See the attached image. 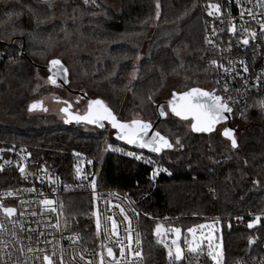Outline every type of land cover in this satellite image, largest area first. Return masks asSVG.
<instances>
[{
    "label": "trees",
    "instance_id": "obj_1",
    "mask_svg": "<svg viewBox=\"0 0 264 264\" xmlns=\"http://www.w3.org/2000/svg\"><path fill=\"white\" fill-rule=\"evenodd\" d=\"M51 57L68 62L72 79L93 82L96 94L121 119L134 111L156 119L151 99L157 100L172 78L180 79L176 90L182 92L193 87L191 75L208 76L213 91L200 0H0V92L14 63ZM25 107L22 102L24 114ZM232 116L255 119L243 130L237 149L214 133L187 131L183 120L171 113L159 122L164 136L179 137L184 145L161 152L159 159L172 175L157 184L149 180L147 166L108 149L129 147L114 139L108 127L65 125L54 116L51 123L34 128L0 123V145L25 147L52 175L68 183L78 181V158L88 157L96 188L116 187L141 201L145 264L167 261L155 237L157 219L163 218L183 234L206 219L221 218L224 264H234L261 253L257 234L235 227L228 217L264 209V186L242 178L248 163L264 181V112L250 109ZM26 184L16 170H0V189ZM72 201L78 205L82 199ZM80 216L88 217L87 211ZM82 237L88 247L97 244L94 222L84 225Z\"/></svg>",
    "mask_w": 264,
    "mask_h": 264
},
{
    "label": "built area",
    "instance_id": "obj_2",
    "mask_svg": "<svg viewBox=\"0 0 264 264\" xmlns=\"http://www.w3.org/2000/svg\"><path fill=\"white\" fill-rule=\"evenodd\" d=\"M209 4L220 6L219 16L208 15ZM200 7L204 17L206 45L212 55L210 65L214 70V93L228 101L232 109L231 114L250 109L261 110L259 102L264 101V31L261 30V23H264V0H200ZM249 10L251 15L248 14ZM232 25L236 28L235 33L228 31ZM244 29L248 31L245 32ZM252 33H255V36ZM244 38L249 41L247 45L242 43ZM213 60L216 61L215 65L211 63ZM240 61L245 62L247 72ZM225 68L230 71L226 72ZM110 146L108 145L109 150L124 154L147 166L149 180L153 184H157L163 176L172 175L167 164L159 159L161 152ZM128 152L142 155L154 163L137 160L134 156L126 155ZM89 161L91 160L86 156L78 158L76 163L80 170L79 175L77 174L78 181L68 183L52 175L46 163L33 159L25 147L15 144L0 145V170L14 169L27 183L23 188L0 189V205L15 209L11 216L0 209V264H44L45 255L51 256L56 264H101V258L103 264H117V261L119 264L146 263L142 250L144 238L140 222L143 216L141 201L116 187L102 190L96 188V172L92 167V161L88 163ZM21 165L24 167L23 175L20 171ZM154 167L167 171L159 172L152 179L151 172ZM9 191L13 195L8 196ZM78 194L84 196L82 198L75 196ZM73 198L82 199V204H72ZM45 199L54 203L51 206L41 204L40 201ZM52 207L56 210L51 211ZM77 207L89 211L97 209L100 228L97 230L98 241L94 247L86 246L82 237L83 226L92 223L93 216H90L89 212L88 217L76 219V216L71 214L76 213L75 210H80ZM125 216L128 217L127 220L124 219ZM257 216L260 220L249 228V222L254 221ZM109 217L112 219L109 220ZM228 219L239 229L254 231L258 239L262 240L261 253L242 258L234 264H264V209L237 213ZM112 220L117 225L116 235L112 234ZM166 220L167 218L157 219L158 224L162 226V234L160 236L155 234V237L157 241L164 240L170 247L172 240L176 239L184 252V259L182 262H170L167 255V261L160 264H213L207 258L206 244L200 245L203 252L198 250L197 253H189V244L196 245L187 240L188 231L183 234L182 228L166 225ZM171 228L180 229V236L168 231ZM137 239L140 240L139 244L135 242ZM159 244L167 254L168 249L164 244ZM109 247L112 248L114 259L107 255ZM121 247L125 249L123 257L120 255ZM129 248L132 253L141 252V256L131 255Z\"/></svg>",
    "mask_w": 264,
    "mask_h": 264
},
{
    "label": "snow or ice",
    "instance_id": "obj_3",
    "mask_svg": "<svg viewBox=\"0 0 264 264\" xmlns=\"http://www.w3.org/2000/svg\"><path fill=\"white\" fill-rule=\"evenodd\" d=\"M209 12L208 15H217L219 16L221 13L220 6L218 4H209L208 5ZM244 13H241L243 15ZM248 14L251 15V11H248ZM231 24V21L229 22ZM261 30L264 31V23H261ZM229 32L235 33L236 28L234 25L230 26L228 29ZM245 32L248 31V29H244ZM253 36H255V33H252ZM211 43V41H209ZM242 43L244 45H247L249 43L247 38H244L242 40ZM212 64H216V61H211ZM231 64V61L229 62ZM52 65H56L59 68L62 69V65L60 64L59 60H53L51 61ZM240 64L243 66V69L245 72L248 71L247 66L244 61H240ZM219 67H224L223 65H218ZM66 71V70H65ZM225 71H230V69L225 68ZM48 80L55 84L56 81L52 76L48 77ZM65 83H67V80H65ZM227 90V87H225V91ZM215 90L213 92L204 91L199 88H192L187 92L180 93L178 96L176 93H173L172 99L168 101V108L171 110V112L180 117L181 119H191V130L193 132H211L214 130V127L216 124L220 123L221 121L226 119L225 113H230L232 111L231 107L229 106V103L227 100L222 98L219 95L214 94ZM67 103V102H65ZM259 106L261 110H264V101L259 102ZM41 107V102L37 101L34 102L29 106V111H32L33 109ZM68 107L61 108V112H68ZM160 115L164 116L165 111L164 107H160ZM69 116L71 119H75L77 122L79 121H85L87 123H94L97 124L99 127H103L104 125L101 123L103 120H107L111 126L114 129L118 130L117 138L126 141L128 144H136L140 148H147L151 152L160 153L162 149L165 148H171L172 144L169 143V141L161 135L159 132H153L151 136L148 135V130L152 127V125L148 122H144L141 120H132L131 122H120L117 120L116 116L112 113V111L104 104V102L100 99L91 100L88 104V110L83 115H75L72 116L69 113ZM68 120H65V123H68ZM222 135L226 137L228 140L231 141V146L233 148L237 147V141L234 137V130L225 127L223 129ZM179 143V141H177ZM109 147H111L109 145ZM116 151H119V149H116ZM128 156H134L137 160H144L145 163H154L151 160L145 159L142 155H136L132 152L126 153ZM88 163H91L89 161ZM21 174H24V167L23 165L20 166ZM77 174L79 175V168H77ZM167 171V169L154 167L151 172V178L154 179L159 172ZM93 189L95 188V184L93 182L92 185ZM31 191V189H30ZM8 196L13 195L11 191L7 193ZM41 204H46L51 206L54 202L52 200H41ZM0 209L8 215L11 216L14 214L15 209L11 207H3L0 205ZM56 209L54 207L51 208V211H55ZM109 220L112 218L109 217ZM125 220L128 219L127 216L124 217ZM260 220V217L257 216L254 221L249 222L248 227L252 228L254 223ZM198 227L203 228L204 225H199ZM212 225H208L209 229H212ZM100 228V221L97 219V229ZM117 225L114 220H112L111 230L112 234L116 235ZM168 231L174 232L177 235L180 233V229L178 228H171L168 229ZM189 232H194L195 229H188ZM155 234L157 236H160L162 234V226L160 224L156 225ZM138 235V234H137ZM137 244L140 243V240L137 239L135 241ZM159 243L164 244V247L168 249L167 255L170 258V262H182L184 259V252L177 244V240L173 239L171 247L164 242V240H159ZM253 241L249 239V243L251 244ZM129 243H131V238L129 236ZM198 250L200 252H203V249L199 244H196V246H192L189 244L188 246V252L189 253H197ZM125 249L123 247L120 248V255L121 257L124 256ZM129 253L131 255H135L136 257L141 256V252L137 251L135 253H132L131 249L129 248ZM54 255V254H53ZM107 255L108 257H113V251L112 248H107ZM207 258L210 259L213 264H222L223 261V253L221 246L219 244L213 243L212 239V233L211 231L208 234L207 237ZM114 259V257H113ZM44 264H56L55 260L52 259L51 256L45 255L43 257ZM101 264H103V258H101ZM117 264L119 262L117 261Z\"/></svg>",
    "mask_w": 264,
    "mask_h": 264
},
{
    "label": "rangeland",
    "instance_id": "obj_4",
    "mask_svg": "<svg viewBox=\"0 0 264 264\" xmlns=\"http://www.w3.org/2000/svg\"><path fill=\"white\" fill-rule=\"evenodd\" d=\"M113 1H117V0H113ZM146 46H147V42H144L142 44V48L145 49ZM54 52L57 53L58 49L55 48ZM49 59L42 58L40 60H36V59L32 60L29 58L28 60L26 58L24 60L18 61L13 64L10 71L12 72L10 74V79L7 82L6 86L3 87L2 89L3 91L0 92V123L7 125L16 124V126H19L20 128H34V127L42 126L44 124L51 123L53 121L52 115L54 114L56 115L55 117L58 118V120H62V114L60 112V108L64 103L63 101H57V98L62 94L63 95L66 94L67 95L66 98H69V101H71L75 106V108H78L79 111L84 112L86 110L87 102L84 99L79 98L77 95H70L67 91H64L62 87L57 85L54 86L49 83L48 80L49 70L45 68V66L48 64ZM62 60H64V63L66 64L68 63L65 59ZM33 62L38 63L40 66H44V67H40V66L37 67L33 64ZM69 77H70L69 86H71L76 90H81L88 93V95L92 98L99 97L96 94L97 87L94 86L95 84H93V82L91 83V82H87L88 80H84V79L82 80L80 79V76L78 77L79 79H74V78L72 79L73 76L70 72H69ZM190 78H191L190 81L193 84V86H200L207 89H209V87L211 86V81L209 80L208 76L203 77L202 75L196 74V75H191ZM71 80L73 83H71ZM179 82L180 79L178 78H172L167 80L164 89L160 93V96H158V99L155 100L150 98L155 108H156V104L159 101L170 99L173 93L178 92L176 89L178 88ZM36 99L37 100L42 99L44 101V105L48 106L49 108L48 111H42L41 109H37V110L33 109L32 111H29V106L31 102L36 101ZM22 102H25L26 116L28 118L31 117L32 119L30 122L26 119V117L24 118L25 114L23 112ZM163 107L167 110L166 104H164ZM154 115H155L154 117H156L157 119V111L155 112ZM135 118L145 119L140 112L134 111L125 120H130ZM156 119L152 118L147 120L153 122ZM254 122L255 119H252V117L249 119H237L235 117L234 119V116H232V126L236 128L235 138L237 141V145L240 135H242V132L245 129V127H247L248 125ZM183 123L187 131H192L191 119L183 120ZM225 125L226 124L219 125L214 132H210V133H214L218 136L223 137L221 131L225 127ZM91 126L86 125L87 128ZM170 139L174 143V149L172 150L178 151L181 149V147H183L184 144L181 138L170 137ZM224 140L227 146L232 147L230 140L226 138H224ZM177 141H179V143H177ZM237 148L238 147H236V149ZM242 178L250 180L251 182L255 183V185L258 187L264 186V181L260 178L258 174L253 173V171L251 170V166L248 163L244 164V175H242ZM75 196L82 198L84 195L78 194ZM75 202H78V200L76 199ZM77 209L80 208L77 207ZM84 211H87L88 215L90 212V216L91 215L93 216V222L95 223L96 230H98L97 219H99V216L97 209L95 210L93 208L91 210L93 211V213H91L89 209L81 208L80 210H75L76 213L71 214V216L75 215L76 219L79 220L83 219L85 217L80 215L83 214ZM199 225H204V227L200 228L198 227ZM208 225H212L213 226L212 229H209ZM191 229H195V231L194 232L188 231L187 234H189V237L187 238V240L194 243L195 245L196 244L207 245V237L209 232L211 231L213 243L219 244L221 246L223 253L222 264H224L225 261L224 248H223L224 246H223V237H222L223 225L221 220L206 219L202 223L191 227Z\"/></svg>",
    "mask_w": 264,
    "mask_h": 264
},
{
    "label": "water",
    "instance_id": "obj_5",
    "mask_svg": "<svg viewBox=\"0 0 264 264\" xmlns=\"http://www.w3.org/2000/svg\"><path fill=\"white\" fill-rule=\"evenodd\" d=\"M53 60H59V61H60V64L63 66L62 69L59 68V67L56 66V65H52V64H51V61H53ZM45 68H46L47 70H49V71H48V72H49L48 77H49V76H52V77L55 79V81H56L55 84H53V83H51V82L49 81V83H50L51 85H61V86H63V87H68V88H69V84H70L69 71H68V68H67L66 64L64 63V61H63L62 59H60V58H58V57H53V58L49 59V60H48V64L45 66ZM65 70H66V71H65ZM65 80H67V83H65ZM192 88H199V89H202V90H204V91L212 92V91H210L209 89L204 88V87L193 86V87H190L189 89H187V90H185V91L178 92V93L175 92V93H176L177 96H178L180 93L187 92V91H189V90L192 89ZM75 92L78 93L82 98H87V100H88V104H89V101H91V100H96V99H100V100H102V101L104 102V104H105V105H106V106L112 111V113L116 116L117 120L120 121V122H131L132 120H141V121H144V122H148V123H150V124L152 125V127L148 130V135H149V136H151V134H152L153 132H159L161 135L164 136V134H163L161 131L158 130L157 125H158L159 122H161L162 120L166 119L169 113H171L173 116H175V117L181 119L180 117L174 115V114L171 112V110L168 108V101L171 100L172 97H171L170 99H167V100L159 101V102L156 104L157 119H156L155 121L152 122V121H150V120L142 119V118H135V119H130V120L121 119V118H119V116L114 112V110L108 105V103H107L103 98H100V97H96V98L89 97L88 93H86V92H84V91H81V90H77V91H75ZM214 94H215V93H214ZM215 95H217V94H215ZM37 101L41 102V107H39V108L47 109V107L44 106L42 100H37V99H36V101L31 102V104H33L34 102H37ZM66 102H67L68 105H70V107L72 106V104H71L69 101H66ZM31 104H30V105H31ZM164 104H166V106H167V110L164 108L165 115H164V116H161V115H160V107H161V106H164ZM36 110H37V108H36ZM87 110H88V106H87ZM87 110H86V111H87ZM86 111H85V112H86ZM85 112H84V113H85ZM67 113H68V114L70 113L72 116H75V115H83V114H84V113H83V114H80V113H79V114H76V113H72V112H69V111H68ZM224 115L226 116V119L223 120V121H221L220 123L216 124L215 127H214V130L211 131V132H214V131L217 129V127H218L219 125H221V124H226L225 127L234 130V137H235L236 128H235L234 126H232V114H231V113H225ZM189 119H190V118H189ZM182 120H185V119H182ZM71 122L74 123V126H75V127L80 126V124H82V123L89 124V125H92V126L98 127V128H100V129H104V128H106V127H110V128L113 130V132H114V133H113V138H114V139H116V140H118V141H120V142L125 143V144L128 145L129 147H132V148H135V149H138V150H144V151L151 152V151H149L147 148H140V147H139L138 145H136V144H128L126 141L121 140V139H118V138H117L118 130H117V129H114V128L111 126V124H110L107 120H103V121H101V123L104 125L103 127H99L97 124H94V123H87V122H85V121H79V122H77L75 119H72ZM66 124H70V121H69L68 123H65V125H66ZM225 127H224V128H225ZM224 128H223V129H224ZM223 129H222L221 133L223 132ZM195 133H210V132H195ZM222 136H223V135H222ZM164 137L169 141V143L172 144V147H171V148H165V149H162V151H164V150H172V149H174V143L172 142V140L170 139V137H168V136H166V135H165ZM223 137H224V136H223ZM224 138H226V137H224ZM226 139H227V138H226ZM235 139H236V138H235ZM162 151H161V152H162Z\"/></svg>",
    "mask_w": 264,
    "mask_h": 264
},
{
    "label": "flooded vegetation",
    "instance_id": "obj_6",
    "mask_svg": "<svg viewBox=\"0 0 264 264\" xmlns=\"http://www.w3.org/2000/svg\"><path fill=\"white\" fill-rule=\"evenodd\" d=\"M33 64L35 65V66H40L38 63H35V62H33ZM40 67H44V66H40ZM54 86H56V85H54ZM57 86H60V87H62V89H64V91H67L70 95H77L79 98H81V99H84L86 102H87V106H88V100H87V98H82L78 93H76L75 91H77L76 89H74V88H72L71 86H69V88L68 87H63V86H61V85H57ZM63 95V94H62ZM59 96L58 98H57V101H63V105L61 106V108H65V107H68V104L67 103H65L66 101H69V98H66L67 97V95L65 94V95H63V96ZM68 97H70V96H68ZM90 97V96H89ZM96 98V97H95ZM66 99V100H65ZM68 99V100H67ZM39 100H42V99H39ZM43 101V100H42ZM33 102V101H32ZM71 104H72V106L71 107H69L68 108V111L69 112H72V113H76V114H83L86 110H87V108H86V110L84 111V112H81V111H79V109L78 108H75V106L73 105V103L71 102V101H69ZM30 104V103H29ZM43 104H44V101H43ZM44 106H46L47 107V109H44V108H37V109H41L42 111H48V106L47 105H44ZM28 108V107H27ZM60 108V109H61ZM61 112V111H60ZM61 114H62V120L61 121H63L64 123H65V120H68V121H70V124H72V125H74V123L73 122H71V118H70V116H69V114L68 113H65V112H61ZM52 116H56L55 114L54 115H52ZM58 119V118H57ZM83 125H89V124H85V123H82V124H80V126H83ZM91 126V125H90Z\"/></svg>",
    "mask_w": 264,
    "mask_h": 264
}]
</instances>
